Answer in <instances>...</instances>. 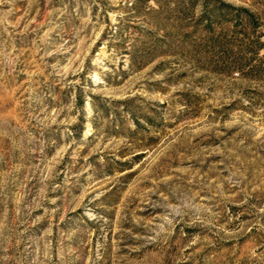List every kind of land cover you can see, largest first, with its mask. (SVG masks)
Instances as JSON below:
<instances>
[{
  "label": "rangeland",
  "instance_id": "1",
  "mask_svg": "<svg viewBox=\"0 0 264 264\" xmlns=\"http://www.w3.org/2000/svg\"><path fill=\"white\" fill-rule=\"evenodd\" d=\"M258 38L264 0H0V264H264Z\"/></svg>",
  "mask_w": 264,
  "mask_h": 264
},
{
  "label": "trees",
  "instance_id": "2",
  "mask_svg": "<svg viewBox=\"0 0 264 264\" xmlns=\"http://www.w3.org/2000/svg\"><path fill=\"white\" fill-rule=\"evenodd\" d=\"M258 44H259V47H258L259 50L264 49V42L261 39H259V38H258ZM235 68L238 69L239 68V65H235L234 66V69Z\"/></svg>",
  "mask_w": 264,
  "mask_h": 264
}]
</instances>
